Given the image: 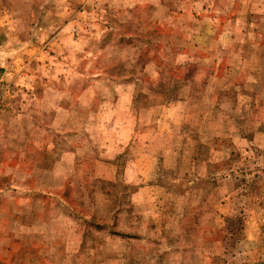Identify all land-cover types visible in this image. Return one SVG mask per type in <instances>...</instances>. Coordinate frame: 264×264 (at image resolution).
I'll return each mask as SVG.
<instances>
[{
	"label": "rangeland",
	"instance_id": "rangeland-1",
	"mask_svg": "<svg viewBox=\"0 0 264 264\" xmlns=\"http://www.w3.org/2000/svg\"><path fill=\"white\" fill-rule=\"evenodd\" d=\"M0 264H264V0H0Z\"/></svg>",
	"mask_w": 264,
	"mask_h": 264
}]
</instances>
